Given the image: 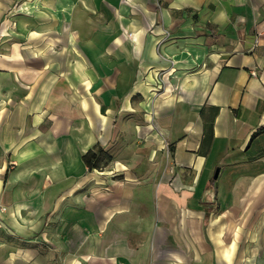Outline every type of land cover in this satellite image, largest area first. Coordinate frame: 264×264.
Segmentation results:
<instances>
[{
    "label": "crops",
    "instance_id": "1",
    "mask_svg": "<svg viewBox=\"0 0 264 264\" xmlns=\"http://www.w3.org/2000/svg\"><path fill=\"white\" fill-rule=\"evenodd\" d=\"M0 264H264V0H0Z\"/></svg>",
    "mask_w": 264,
    "mask_h": 264
},
{
    "label": "trees",
    "instance_id": "2",
    "mask_svg": "<svg viewBox=\"0 0 264 264\" xmlns=\"http://www.w3.org/2000/svg\"><path fill=\"white\" fill-rule=\"evenodd\" d=\"M82 158L87 168L91 171L104 169L111 160V157L101 148L90 149Z\"/></svg>",
    "mask_w": 264,
    "mask_h": 264
},
{
    "label": "water",
    "instance_id": "3",
    "mask_svg": "<svg viewBox=\"0 0 264 264\" xmlns=\"http://www.w3.org/2000/svg\"><path fill=\"white\" fill-rule=\"evenodd\" d=\"M218 172H219V171L216 172V174H215V178H217V176H218Z\"/></svg>",
    "mask_w": 264,
    "mask_h": 264
}]
</instances>
